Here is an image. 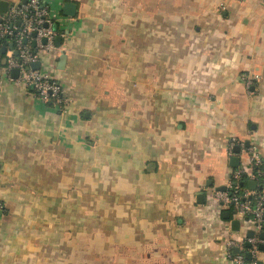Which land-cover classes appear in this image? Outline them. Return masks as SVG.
Here are the masks:
<instances>
[{
  "label": "crops",
  "instance_id": "crops-1",
  "mask_svg": "<svg viewBox=\"0 0 264 264\" xmlns=\"http://www.w3.org/2000/svg\"><path fill=\"white\" fill-rule=\"evenodd\" d=\"M47 3L66 103L0 69V264H233L215 192L231 138L264 159V0Z\"/></svg>",
  "mask_w": 264,
  "mask_h": 264
},
{
  "label": "built area",
  "instance_id": "built-area-1",
  "mask_svg": "<svg viewBox=\"0 0 264 264\" xmlns=\"http://www.w3.org/2000/svg\"><path fill=\"white\" fill-rule=\"evenodd\" d=\"M60 18L49 9L47 0H25V3L21 1L10 4L7 12L0 14V49L6 48L4 55L0 53V69L10 81L30 88L38 101L44 104L51 103L63 110L66 102L62 87L41 64L43 55L56 51L54 40L57 30L53 31V26L58 27L59 22L65 25L66 21H69L68 19L58 21ZM3 38L7 41L6 45L1 44ZM43 39L46 40L45 44H42ZM9 45L12 49H9ZM3 57L5 65L2 66ZM36 62H40V67L32 70L30 65ZM12 69H18L16 79L9 76ZM240 80L247 90L253 88L256 81L255 77L246 73L240 75ZM236 145L243 149V144L231 138L228 143L229 156H235L232 149ZM246 149L248 153L246 164L242 165L239 162L231 173L226 190L215 192V198L220 206L235 211L238 219L248 218L249 227L254 232L253 238H246L250 248L237 254L232 252L234 248H239L237 243L230 238L227 240V254L233 264H248L244 253L249 252L255 259L259 244L264 243L259 239V234L264 230V170L261 169L264 167V159L253 148ZM249 181L255 182L254 189L247 187ZM3 209L0 203V210Z\"/></svg>",
  "mask_w": 264,
  "mask_h": 264
},
{
  "label": "water",
  "instance_id": "water-1",
  "mask_svg": "<svg viewBox=\"0 0 264 264\" xmlns=\"http://www.w3.org/2000/svg\"><path fill=\"white\" fill-rule=\"evenodd\" d=\"M23 3H25V0L22 1ZM8 6H9V3L6 1V0H0V14H5L8 10ZM75 12H76V6L75 4L73 3H66L64 4L63 8H62V14L65 16V17H74L75 15ZM57 30V26L54 25L53 26V31H56ZM33 37H35V33H33ZM26 41H24L25 43ZM60 42H61V38L60 37H56L55 40H54V43H55V47L56 48H59L60 47ZM46 43V40L43 39L42 40V44H45ZM9 49H12V46L9 45ZM0 53L2 55H4L6 53V48L5 47H2L0 49ZM15 55L17 54L16 52L14 53ZM64 55H62L60 57V61H64ZM1 65H5V58L3 57L2 58V61H1ZM40 67V62H36V63H33L30 65V68L32 70H37L39 69ZM10 76L11 78L13 79H16L18 77V69H12L11 70V73H10ZM248 144L245 145V148H248ZM232 152L235 154V156H232L230 159H229V165L232 167V168H236L238 165H239V157L237 156L238 154H240L241 152V149L239 146H235L232 150ZM247 187L249 189H254L255 188V182L254 181H249L247 183ZM217 191H220V192H223L226 190L225 187H220V188H217L216 189ZM200 199V198H203L202 195H199L197 197V199ZM202 203V202H201ZM234 217V219H233ZM223 219L225 220H228L230 221V227H231V230L232 231H235V232H238L239 229H240V220L236 217V212L232 210V212H229V211H226L224 214H223ZM244 221L245 222H248V218H244ZM254 237V232L251 230V229H248L246 231V238H253ZM259 239L261 241L264 242V230L259 234ZM245 246L246 247H249L250 248V245L246 242L245 243ZM264 251V243L263 244H259L258 246V253L259 252H263ZM240 249L239 248H234L233 249V253L237 254V253H240ZM244 258L247 262H251L254 258L252 257V255L249 253V252H246L244 253ZM257 264H261L260 262H258Z\"/></svg>",
  "mask_w": 264,
  "mask_h": 264
},
{
  "label": "trees",
  "instance_id": "trees-1",
  "mask_svg": "<svg viewBox=\"0 0 264 264\" xmlns=\"http://www.w3.org/2000/svg\"><path fill=\"white\" fill-rule=\"evenodd\" d=\"M23 1V0H22ZM1 44L2 45H6L7 44V41H6V39H1ZM32 51H35L34 49H32ZM47 105H52L51 103L50 104H47ZM262 170H264V167L262 166V168H261ZM243 248H244V250H248L249 249V247H246L245 246V244H244V246H243Z\"/></svg>",
  "mask_w": 264,
  "mask_h": 264
}]
</instances>
